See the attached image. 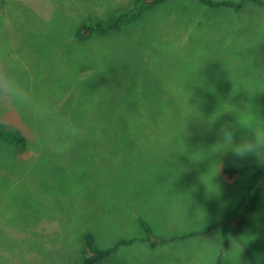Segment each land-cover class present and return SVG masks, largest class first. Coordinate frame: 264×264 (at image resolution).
I'll list each match as a JSON object with an SVG mask.
<instances>
[{
    "label": "rangeland",
    "instance_id": "obj_1",
    "mask_svg": "<svg viewBox=\"0 0 264 264\" xmlns=\"http://www.w3.org/2000/svg\"><path fill=\"white\" fill-rule=\"evenodd\" d=\"M129 2L0 0V59L81 129L55 150L39 122L0 108L31 144L0 138V264H81L87 231L100 248L137 238L98 264H216L221 251L222 264H264V186L241 233L247 249L230 233L225 246L221 228L152 248L138 223L169 238L223 221L249 184L223 168L264 163L218 145L221 126L239 143L250 136L239 123L264 122V6L168 0L74 38Z\"/></svg>",
    "mask_w": 264,
    "mask_h": 264
},
{
    "label": "trees",
    "instance_id": "obj_2",
    "mask_svg": "<svg viewBox=\"0 0 264 264\" xmlns=\"http://www.w3.org/2000/svg\"><path fill=\"white\" fill-rule=\"evenodd\" d=\"M168 0H130L128 7L120 9L113 17L108 19L91 18L81 22L75 29L74 38L76 40H84L94 34H102L108 31L119 30L121 26L127 22L135 21L141 12L147 8H151L160 3ZM201 4L209 8H232L238 11L243 8L247 3H253L259 6H264V0H197ZM0 138L6 140L10 144L21 150H28L31 147L30 142L24 134L17 127L6 124L0 120ZM33 148L37 146L33 145ZM12 172L15 174L14 169L11 167ZM223 173L230 177L237 174H248L249 184L240 201L231 212H229L223 221H217L206 229L199 231L185 232L180 235L171 236L169 238L155 237L152 234L150 225L142 218L138 219V223L144 229L145 237L143 242L150 244L152 248L157 247L159 244L172 242L176 240H184L193 236H200L213 229L221 228L224 245L228 243V235L232 234L239 244L245 249L241 240V233L245 223L246 216L249 212L253 211L256 206V200L259 193L264 186V163L258 164L254 162L246 163L240 168H223ZM19 174V173H17ZM19 176V175H18ZM136 237L119 238L107 248H100L95 242L93 234L89 231L85 232L82 236V263L81 264H98L105 258L110 257L122 245H131ZM216 264H222V251L217 258Z\"/></svg>",
    "mask_w": 264,
    "mask_h": 264
},
{
    "label": "clouds",
    "instance_id": "obj_3",
    "mask_svg": "<svg viewBox=\"0 0 264 264\" xmlns=\"http://www.w3.org/2000/svg\"><path fill=\"white\" fill-rule=\"evenodd\" d=\"M0 108L14 109L28 115L41 125L42 138L55 150L64 146L65 141L81 137L80 127L67 115H62L48 101L38 97L31 81L22 76L7 59H0ZM250 136L235 142V126H221L218 135L225 150H230L238 159L249 156L264 157V122L257 119L254 126L245 127Z\"/></svg>",
    "mask_w": 264,
    "mask_h": 264
}]
</instances>
